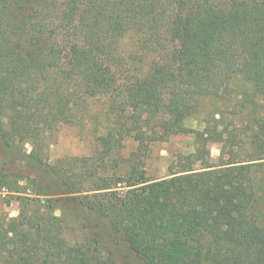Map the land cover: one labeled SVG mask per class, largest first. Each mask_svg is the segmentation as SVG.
Instances as JSON below:
<instances>
[{
	"label": "trees",
	"instance_id": "16d2710c",
	"mask_svg": "<svg viewBox=\"0 0 264 264\" xmlns=\"http://www.w3.org/2000/svg\"><path fill=\"white\" fill-rule=\"evenodd\" d=\"M206 99L221 107L188 128ZM98 103L94 154L48 163L54 132ZM0 130L60 184L0 175L20 206L0 219V264H118L67 239L57 211L75 203L143 264H264V0H0ZM179 135L191 151L151 176Z\"/></svg>",
	"mask_w": 264,
	"mask_h": 264
},
{
	"label": "rangeland",
	"instance_id": "374dc122",
	"mask_svg": "<svg viewBox=\"0 0 264 264\" xmlns=\"http://www.w3.org/2000/svg\"><path fill=\"white\" fill-rule=\"evenodd\" d=\"M134 38L128 37L123 42L124 49L128 52L134 49ZM221 104L210 99H206L201 103L200 113L193 119L187 122L188 128L197 129L202 123L203 114L217 110ZM102 108L101 103L93 106L91 116L86 120L83 126L61 125L54 132L51 142L53 145L49 148L50 154L48 163H54L58 158H88L94 154V136H95V120L93 115L96 110ZM221 109V108H220ZM193 136L179 135L165 144L156 145L153 148L151 157L147 160L148 172L151 176L163 177L168 174V167L172 161V154L175 152L188 153L191 151ZM31 145L14 144L6 145L0 130V175L8 176L9 181H13L14 176L22 177L19 184L25 186L27 179L37 178L43 185L51 186V193H58L60 184L50 172H48L45 164H40L30 157ZM134 146L126 145V150L123 154L130 152ZM219 145L211 146V157L217 162L220 154ZM1 178V177H0ZM19 193L12 189L0 188V219L9 216L16 217L19 214V201H17ZM264 204V203H263ZM264 206V205H263ZM81 206L78 203L63 207L58 210L57 214L64 212L66 218L67 239L72 242L82 239L84 235L90 238H97L102 246L113 252L115 262L118 264H143L135 254H133L124 239L121 236L115 235L108 222L99 218L89 211H81ZM66 210V211H65Z\"/></svg>",
	"mask_w": 264,
	"mask_h": 264
}]
</instances>
